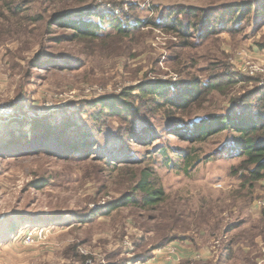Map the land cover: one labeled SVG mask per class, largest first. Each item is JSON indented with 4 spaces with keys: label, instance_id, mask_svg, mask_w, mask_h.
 I'll use <instances>...</instances> for the list:
<instances>
[{
    "label": "rangeland",
    "instance_id": "rangeland-1",
    "mask_svg": "<svg viewBox=\"0 0 264 264\" xmlns=\"http://www.w3.org/2000/svg\"><path fill=\"white\" fill-rule=\"evenodd\" d=\"M247 5L254 8L244 16L231 10ZM263 6L0 0V264H130L187 236L215 252L204 264H217V245L231 237L246 249L232 252L227 264H264L257 205L264 176L247 182L241 159L223 150L238 135L224 131L188 143L164 132L254 102L253 93L264 89ZM180 9L197 11L194 19L176 16L198 28L188 39L152 27L122 37L101 26L100 39L74 40L72 30L54 25L57 16L79 19L86 10L123 24H158ZM220 13L226 23L216 34L203 32L204 17L211 15L213 26ZM86 14L81 18L101 24ZM190 79L220 83L222 92L203 97L184 117L160 107L161 98L140 94L154 83H176L180 91ZM121 103L131 116L110 112L108 105ZM147 133L156 140H135ZM144 173L162 193L157 205L145 207L144 194L135 192Z\"/></svg>",
    "mask_w": 264,
    "mask_h": 264
},
{
    "label": "trees",
    "instance_id": "trees-1",
    "mask_svg": "<svg viewBox=\"0 0 264 264\" xmlns=\"http://www.w3.org/2000/svg\"><path fill=\"white\" fill-rule=\"evenodd\" d=\"M253 8L254 7L247 5L244 7H234L231 10H235L237 12L240 11L241 16H244L249 11L251 12ZM262 9L264 10V6ZM84 12L87 13V16H95L101 24L82 19L81 17L85 14ZM84 12L77 15L80 16L79 19L66 17L69 15H64L65 17L57 16L54 25L65 26L66 28L72 30L74 40L100 39L103 35V29L101 26L110 28V30L112 29L113 33L122 37L129 35L134 27H136L135 30H138L139 28L152 27L164 33H172L177 37L181 36L187 39L191 38L189 35L190 31H198V28H196L194 24L189 21L181 22L176 18L177 15H182L184 17H188L189 19L197 18L195 15L197 11L194 9H180L176 10L174 13L170 12L167 16L163 17V23L158 24L151 20L147 23L138 22L135 24H123L112 15L101 16L97 13L91 12L90 10H86ZM231 14L232 13H230V15ZM219 16L221 18L214 20L215 23H212L213 26H209L212 19L211 15L204 17L206 25L201 27L203 32L207 31L209 34H216V29L218 28L217 25L219 23H226V21H224L225 15L223 13H220V15L216 14L214 17ZM227 83L231 85L234 84L233 80L230 78L227 79ZM182 84L183 87L180 88V91H177L176 88L179 87L176 83L145 84L140 88V94L148 93L153 96V100L161 98L162 101L159 103L160 107L174 108L180 117H184V115L197 105L203 97L209 96L215 92H222L221 84L211 80L204 82L198 81L197 79H190ZM174 90H176L177 93L170 95V91ZM253 96L252 97L255 98L253 103L250 102L248 105L243 106L237 104L227 114L209 116L205 119L197 120L189 124H185L184 121H182L180 124L176 125L178 127H169L168 129H164V132L187 141L188 143H203L209 137L224 131L237 134L238 137L232 139V144L223 150L228 153V156H234L235 159H241L240 168L244 169L248 173L247 182H258L264 176V89L257 90L253 93ZM110 102L111 104H114V101ZM251 104L254 105L250 106ZM108 108L111 109L110 112L112 114L125 113L126 116L132 115V110L124 103H121L117 107H114V105H108ZM149 133L141 136L136 135L138 137L135 138V140L139 144L146 146L149 144L148 140H156L155 135L151 134L150 136L148 135ZM186 161H188V159H186ZM125 163H128V161H125ZM188 166L189 162L187 164V167ZM148 176L149 175L144 173L141 181L136 185L137 188L135 189V192L144 194L143 205L145 207L157 205L160 202V196L162 195L160 190H154L150 185L148 182ZM126 202L131 203L132 205H138L136 199L133 197L127 198ZM261 214L262 222L264 223V209ZM166 245L167 244L162 246L157 245L154 249L149 251L146 256L141 259V261L145 262L150 260L152 258L153 251Z\"/></svg>",
    "mask_w": 264,
    "mask_h": 264
},
{
    "label": "crops",
    "instance_id": "crops-1",
    "mask_svg": "<svg viewBox=\"0 0 264 264\" xmlns=\"http://www.w3.org/2000/svg\"><path fill=\"white\" fill-rule=\"evenodd\" d=\"M262 212V210H260ZM260 217V216H259ZM232 234V233H231ZM230 235L225 231V234H223V237L226 238ZM183 239H180L178 241L171 242L167 244L166 246L157 249L152 252V259L147 260L145 262H140L142 264H204L203 261H206L210 257L213 258L214 251L213 253L210 251V248L207 245L201 246V243H197V237H182ZM258 238V237H257ZM256 238V244L257 248L259 249L261 247L260 241ZM235 241V238L233 239L232 237L230 240L227 242V244L223 245H217L219 248L217 251L219 252V257L215 262L217 264H227L229 258H231L230 254L232 255V252H235V255L238 254L237 250L240 248H243L241 244L238 242L232 243V241ZM195 242V244H194ZM219 244V242H218ZM167 247H174L176 249V254L173 256L167 255L165 252V249ZM251 248V247H249ZM212 249L214 247L212 246ZM244 250L246 248H243ZM234 255V254H233ZM168 256V257H167ZM237 259L236 256L234 257L235 260ZM234 263H237V260L234 261ZM254 263V262H253ZM130 264H136L134 261H132Z\"/></svg>",
    "mask_w": 264,
    "mask_h": 264
},
{
    "label": "built area",
    "instance_id": "built-area-1",
    "mask_svg": "<svg viewBox=\"0 0 264 264\" xmlns=\"http://www.w3.org/2000/svg\"><path fill=\"white\" fill-rule=\"evenodd\" d=\"M257 205L259 206V208H260L261 210H263V209H264V199L258 201V202H257ZM165 252H166L167 255L173 256V255L176 254V249H175L174 247H167V248L165 249ZM151 259H152V258H151ZM151 259H150V260H151ZM135 263H136V264H142L140 261H137V262H135ZM145 264H146V263H145Z\"/></svg>",
    "mask_w": 264,
    "mask_h": 264
}]
</instances>
